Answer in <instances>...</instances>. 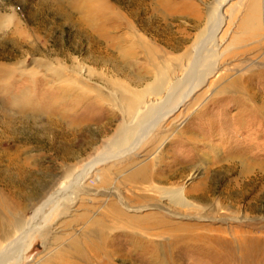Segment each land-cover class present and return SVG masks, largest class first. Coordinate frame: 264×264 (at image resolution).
<instances>
[{"label": "rangeland", "instance_id": "rangeland-1", "mask_svg": "<svg viewBox=\"0 0 264 264\" xmlns=\"http://www.w3.org/2000/svg\"><path fill=\"white\" fill-rule=\"evenodd\" d=\"M41 1L0 0V13L7 8L9 16L15 13L21 26L38 36L32 53L13 38L0 45V250L16 240L4 238L2 221L14 214L31 220L7 264H46L58 249L50 245L55 234L63 236L59 245L64 246L86 230L72 221L95 196L81 192L85 199L62 213L63 190L75 182L90 187V166L118 161L126 175L117 187L132 197L147 184L125 185L127 174L147 157L159 161V155L166 161L159 167L162 173L182 165L175 181L184 172V177L198 171L208 175L206 190L196 200L199 209L189 213L194 219L172 218L180 229L167 227L159 238L166 264H264V22L254 28L248 18L250 6L261 9V3L106 0L116 13L96 5L90 15L72 0H55L62 11L72 13L71 22ZM106 45L108 52L99 50ZM82 63L91 76L85 69L78 72ZM82 78L88 99H76L79 109L67 110L76 102L68 95V84L78 80L81 85ZM29 92L34 100L17 105V98ZM124 92L148 108L165 94L162 111L123 149L121 128L128 119L139 126L148 113L140 109L139 118H132L136 110L121 103ZM175 124H182V135L166 140ZM158 130L164 134L159 144L152 140ZM171 233L180 238L175 242ZM121 237L108 249L115 248L123 258L111 262L91 251L90 264H153L146 251L139 254L148 243L134 245ZM195 243L200 247L191 250Z\"/></svg>", "mask_w": 264, "mask_h": 264}, {"label": "bare ground", "instance_id": "bare-ground-1", "mask_svg": "<svg viewBox=\"0 0 264 264\" xmlns=\"http://www.w3.org/2000/svg\"><path fill=\"white\" fill-rule=\"evenodd\" d=\"M83 1L84 4L82 6H79L76 0H72L74 6H76L77 9H79L80 11L86 10L90 15L92 7L96 5L105 7L107 10H112L115 13L117 12L113 8V6H111L106 0ZM257 1L261 3V9L257 5H251L248 13L249 24L253 20L254 28L259 27V25H262L264 22V2L263 0H254V2ZM38 4H45L47 7H49L50 10L55 11L56 14L64 16L67 21H73L72 13L62 11L61 8L58 7L55 3V0H42ZM5 10L6 13H0V45L4 44V42L7 41V38H13L15 45H17L18 47H23L26 45L30 53L34 52L33 50L36 49L35 45L37 44L36 39L38 36L36 37L35 35H32L31 29L27 26H21L23 25V21H21V19L18 20L15 13L12 14V16H9V14L7 13L8 9L5 8ZM30 17L31 16H29V19ZM121 17L122 16L118 13V19ZM121 20H123L128 26L131 25L130 22L124 17L121 18ZM13 21H16L18 23L17 26H12ZM19 33L21 34V37H19ZM104 34L107 35L109 33ZM86 35L90 39H94L91 33H87ZM30 36L32 37V41H29L30 39H28V37ZM34 36L35 38H33ZM99 47L100 51L103 50L104 52H108L105 51V49L109 48L108 45ZM22 63H25V61H22ZM84 69V73L87 72L91 76V69L88 68L84 63L79 66L78 72H80V74L82 75ZM82 79L83 81H79V84L81 85H78V80L76 82L71 81L68 84V89L70 90L68 92V95L69 97H73L72 99H74V101L76 102L67 105V110H71L74 112L79 109L78 105L75 106V104L77 103L76 99H78L79 101L81 99H88L89 95L87 94L86 90L88 84L84 81V78ZM6 86H8V83H4L3 87ZM157 88L161 91L163 89L162 84H159ZM164 94L165 93L159 94L161 95V97L159 99H156L157 101H154L155 103L150 104L149 108L139 106L140 104H136L135 99L131 97L128 92H124L121 94V103L124 106H127L133 112L136 110L134 112L135 115L132 118H139L138 116L140 114V109H148L147 117L145 118V120L139 123V126L137 122L134 121L135 123H133V120L130 121L128 119V123L121 128V144L123 146V149L128 148L130 145L134 144V141H130L134 140L135 137L140 138V136L144 133L145 127L143 126V124L145 122L149 123L148 121H150L157 112L162 111L161 103L162 101L164 103V99L162 97ZM33 95V93L29 92L27 97H24L23 95L18 97L16 104H29L27 103L26 99L29 98L28 102L29 100L31 101V99L34 100V98H32ZM52 96L53 95H51V97ZM52 106H54L52 108H55V104H53ZM161 116L162 115L160 114V117ZM180 125L182 124H175L174 127H171V132L167 135L166 140H169L171 137H174L177 134L178 136L182 135L181 131L179 130ZM164 129L161 130L162 133L165 131ZM140 132H142V134H139ZM161 132H158V138L152 139L154 143L159 144V142L163 140L164 134H162ZM161 145L163 147L164 144H160V146L156 148L152 153L156 154V150L162 148ZM140 146L141 144L138 145V147ZM157 159H159V161H148L147 157L138 165L136 164L137 166L133 170L131 169L132 171L127 174L128 180L125 181L127 182L125 185H127L128 182H134L135 184H147V186L141 189L138 193L134 191L132 197H127L128 195L124 196L121 190L117 187L119 179L126 175V172L122 171L123 167H120L118 165V161H109L108 163H106V165L104 161V166L101 168L90 166V169L88 168V171L91 172V177L93 178V183H89L90 187L83 186L79 188L77 186L79 185L78 182H75V184L70 185L69 189L66 188L65 190H63L65 194L64 202L66 203V205L62 213H66L68 210H70L72 208V205H74L77 200L85 199L81 196V192H83L85 195H92L95 197L90 199L92 201L89 200L84 202V212L78 214V217H74V220L72 221V224L75 225L82 224V229L86 230H83L82 233L79 234L75 239L69 242L66 241V244L64 246L59 245L63 239V236L55 234L56 237L52 240V242H50V245H56V248L58 247V249L55 255L51 256L48 259V262H46V264H64L68 262L67 260L69 258L72 262H70V264H90L91 259L87 256V253L91 251L95 252L99 256L104 255L106 257L105 259L111 262L113 260L121 259L124 256L119 255V253L116 252L115 248H113L112 250L108 249L109 245H118L117 238H120V236H122L121 238L128 240L129 243H134V245H136L135 243L144 240V243H148L149 245H146V247L144 246L145 249H143V251H140L139 254L143 255L145 253L144 251H146V254L149 255V258L151 259L153 264H166L163 244L159 238H163L164 231L167 227H173L177 230L180 229V227H178L177 225V222H172V218L194 219V214L189 213H194L195 210L199 207V204L196 203V200L199 198L200 194L206 190L204 189L203 183L205 182L203 180H206L208 175L203 176V171H198L197 173L195 172V174L190 173L189 175H187L188 177H184V172L179 178L181 180L175 181L178 173L181 174L179 170L182 168V165H179V167H174L166 174L159 171V167L165 165L166 161H162L161 155H159ZM127 165L129 166L128 163ZM68 169L66 171H68ZM81 176L82 175H80V177ZM197 178H199V180L195 181ZM189 180H191V183H188ZM13 216L14 218L11 220L2 221L4 238L8 237L7 240H9L10 235H12L11 238L16 237V240H13L11 243H9L7 248L0 250V264H7L8 261L11 260V257L13 258L16 256L15 252L18 251L21 244L25 240V230H28L27 228L30 226L31 220H25L21 216L18 217V215L16 216L15 214ZM118 229L119 232L117 231ZM50 232L51 230L49 228H46L44 230V235L49 236V234H51ZM171 234V239H173L175 242L180 238V236L177 234ZM176 245L178 246V244ZM128 247L130 249V244ZM199 247L200 246L195 243L190 245L189 248L193 250L198 249ZM126 259L128 258L125 257L123 260Z\"/></svg>", "mask_w": 264, "mask_h": 264}]
</instances>
